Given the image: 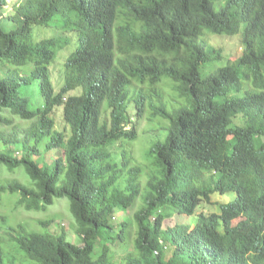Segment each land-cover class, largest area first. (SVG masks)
<instances>
[{"label": "trees", "instance_id": "obj_1", "mask_svg": "<svg viewBox=\"0 0 264 264\" xmlns=\"http://www.w3.org/2000/svg\"><path fill=\"white\" fill-rule=\"evenodd\" d=\"M9 1L0 264H264V0Z\"/></svg>", "mask_w": 264, "mask_h": 264}, {"label": "rangeland", "instance_id": "obj_2", "mask_svg": "<svg viewBox=\"0 0 264 264\" xmlns=\"http://www.w3.org/2000/svg\"><path fill=\"white\" fill-rule=\"evenodd\" d=\"M14 2H16V0H10L9 1V5L13 4ZM37 29L34 30L33 32V36L34 38L37 37ZM227 39H230L229 40H225V39H218V38H210L209 39V42L212 43L217 49L221 48L224 52H226L227 54H230L232 53L229 57L234 60L236 57L240 56V54L242 53V48L239 44V36L236 35L234 37H230ZM236 43H238L236 45ZM236 45V46H235ZM234 47V48H231ZM225 57V60H226V56ZM52 77V81L54 79V76L53 74L51 75ZM61 112H62V108H59L57 109V113L55 114V118L58 122L61 123ZM144 125V124H143ZM151 141V136L149 134H144V135H141L139 140L133 144L132 146V155L133 157L135 158V160L141 164H143V157H144V152L145 150L149 147V143ZM230 200V197H228L226 199V201H229ZM222 201L221 198L219 197H216L213 199V203L214 202H220ZM63 204L66 206V208H62L61 206H58L55 211H62V212H65L63 213V220L61 222H56L55 225L51 228V231L52 232H55L56 234H58L59 232L62 231V229L66 230V233L71 237L73 238V241H76V238L77 236L75 235L74 233V228H73V225L71 223H73V220H72V217H71V214L69 212V207L67 205V200L66 199H63ZM216 208L215 206H211V207H207V208H204L202 209V211L206 212V213H210V212H213L215 211ZM39 215L35 214V213H27V212H23L21 214H18V218L16 219L17 221L16 222H28L29 224H31L32 226L36 227V220H40V219H44L46 220L50 214H45V213H38ZM55 215L53 214L51 216L54 217ZM126 217V215H121V214H116L115 217H114V223H118L121 219H124ZM178 219L176 217H173L171 218L170 220H167L165 221V224H164V227H173L176 223H177ZM181 223H184V222H189L188 218H180V221ZM3 230H4V223H1L0 222V234L3 233ZM75 235V237H74ZM172 249L168 247V251L170 252Z\"/></svg>", "mask_w": 264, "mask_h": 264}]
</instances>
